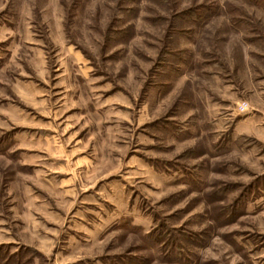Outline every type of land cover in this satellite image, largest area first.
Here are the masks:
<instances>
[{
	"label": "rangeland",
	"instance_id": "374dc122",
	"mask_svg": "<svg viewBox=\"0 0 264 264\" xmlns=\"http://www.w3.org/2000/svg\"><path fill=\"white\" fill-rule=\"evenodd\" d=\"M259 3L0 0V264H264Z\"/></svg>",
	"mask_w": 264,
	"mask_h": 264
},
{
	"label": "trees",
	"instance_id": "16d2710c",
	"mask_svg": "<svg viewBox=\"0 0 264 264\" xmlns=\"http://www.w3.org/2000/svg\"><path fill=\"white\" fill-rule=\"evenodd\" d=\"M257 3H259V4H264V0H255ZM187 10V9H186ZM184 12H185V10H184ZM186 13H193V15H199V13L200 12H197L196 11V7H193V8H188V10L186 11Z\"/></svg>",
	"mask_w": 264,
	"mask_h": 264
},
{
	"label": "built area",
	"instance_id": "2783aa9c",
	"mask_svg": "<svg viewBox=\"0 0 264 264\" xmlns=\"http://www.w3.org/2000/svg\"><path fill=\"white\" fill-rule=\"evenodd\" d=\"M244 103H239L238 105H237V109L239 110V111H242L243 109H244Z\"/></svg>",
	"mask_w": 264,
	"mask_h": 264
}]
</instances>
